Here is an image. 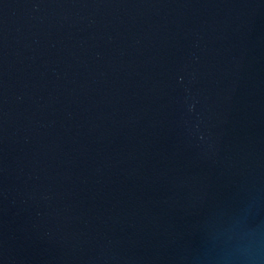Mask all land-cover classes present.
Listing matches in <instances>:
<instances>
[{
  "label": "water",
  "instance_id": "water-1",
  "mask_svg": "<svg viewBox=\"0 0 264 264\" xmlns=\"http://www.w3.org/2000/svg\"><path fill=\"white\" fill-rule=\"evenodd\" d=\"M0 264H264V0H0Z\"/></svg>",
  "mask_w": 264,
  "mask_h": 264
}]
</instances>
